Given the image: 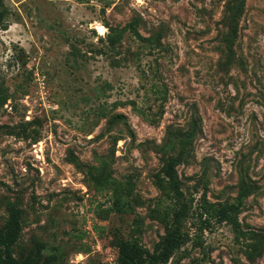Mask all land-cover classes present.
Wrapping results in <instances>:
<instances>
[{"label":"rangeland","instance_id":"374dc122","mask_svg":"<svg viewBox=\"0 0 264 264\" xmlns=\"http://www.w3.org/2000/svg\"><path fill=\"white\" fill-rule=\"evenodd\" d=\"M227 1L2 0L0 227L16 203V252L40 242L56 264H115L116 238L135 220L151 250L163 234L148 217L160 147L172 130L163 149L175 154V131L192 118L199 130L177 166L183 193L193 207L204 196L238 204L264 248V0H245L231 50ZM132 21L141 38L126 30L108 49V27ZM92 173L130 180L132 209L103 218L111 190ZM241 181L250 193L239 199ZM166 264H264V249L247 260L242 240L213 219Z\"/></svg>","mask_w":264,"mask_h":264},{"label":"trees","instance_id":"16d2710c","mask_svg":"<svg viewBox=\"0 0 264 264\" xmlns=\"http://www.w3.org/2000/svg\"><path fill=\"white\" fill-rule=\"evenodd\" d=\"M245 0H228L224 14L228 19V31L223 37L226 46L231 50L233 39L236 33L235 22L240 16ZM2 0H0V6ZM4 14L0 9V26H4ZM109 32L104 38L108 49L114 50L120 42L122 32L128 30L134 36L141 38L136 29L135 22H129L123 28L108 27ZM6 98L0 99L3 104ZM199 130L198 121L192 118L185 130H177L180 139L178 140V150L175 154H166L163 147L168 144V138L173 131L167 132L166 141L163 147H160V168L153 175V184L158 190V196L149 204L148 217L153 221H158L163 226V234L159 236L158 241L153 244L152 249L142 245L138 238L140 232L139 221L133 222V227L129 237L116 238L117 257L115 264H166L173 255L180 250L190 240L198 239L206 229H209L212 220L228 224L234 234L235 240H242L244 245V256L249 261H254L261 256L263 252L262 237L253 230L243 229L237 218L238 204L224 203L216 205L208 202L206 197H202V203L193 207L192 199L187 198L182 190V183L178 176L177 166L181 164L189 154V144L193 139L196 131ZM66 159L76 167L82 163L74 156L71 150H68ZM97 183L98 189L102 191L107 186L111 190L110 206L103 210V218L110 213H124L130 211L131 204V182H116L110 176L103 173L100 175L91 174ZM250 190L240 183L238 198L249 195ZM8 215L0 227V264H56L55 254H44L43 244L37 242L34 248L27 254L16 252L22 232V210L16 203L7 206ZM196 215L194 235L191 236L187 229V221L190 217Z\"/></svg>","mask_w":264,"mask_h":264},{"label":"bare ground","instance_id":"6f19581e","mask_svg":"<svg viewBox=\"0 0 264 264\" xmlns=\"http://www.w3.org/2000/svg\"><path fill=\"white\" fill-rule=\"evenodd\" d=\"M99 31L101 32V28H99ZM102 33V32H101Z\"/></svg>","mask_w":264,"mask_h":264}]
</instances>
